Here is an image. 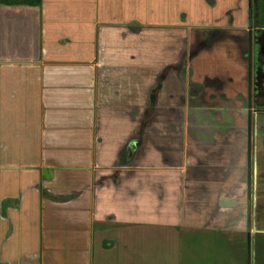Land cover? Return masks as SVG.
<instances>
[{"label":"crops","instance_id":"0c3cea01","mask_svg":"<svg viewBox=\"0 0 264 264\" xmlns=\"http://www.w3.org/2000/svg\"><path fill=\"white\" fill-rule=\"evenodd\" d=\"M248 1L0 3V264H180L183 230L221 228Z\"/></svg>","mask_w":264,"mask_h":264},{"label":"rangeland","instance_id":"374dc122","mask_svg":"<svg viewBox=\"0 0 264 264\" xmlns=\"http://www.w3.org/2000/svg\"><path fill=\"white\" fill-rule=\"evenodd\" d=\"M254 1L251 0L253 10ZM252 44L253 102L250 111L254 113L251 143L254 174L249 228L246 182L242 178L234 198L222 196L220 200L206 202L224 216L221 228L181 232L180 264H264V28L254 26V20ZM246 158L247 145L243 149V169ZM230 209L237 210L235 216H228Z\"/></svg>","mask_w":264,"mask_h":264},{"label":"water","instance_id":"95a60500","mask_svg":"<svg viewBox=\"0 0 264 264\" xmlns=\"http://www.w3.org/2000/svg\"><path fill=\"white\" fill-rule=\"evenodd\" d=\"M251 21H252V9L250 1H248L247 5V35H248V43H247V159H246V193H247V202H246V215H247V229L249 228V219H250V209H251V185L252 178L254 174V166H253V154L251 152V143H252V134H253V116L254 113H251V93H252V62H251ZM130 25H135V23H131ZM46 171H48L46 169ZM46 177V176H45Z\"/></svg>","mask_w":264,"mask_h":264},{"label":"trees","instance_id":"16d2710c","mask_svg":"<svg viewBox=\"0 0 264 264\" xmlns=\"http://www.w3.org/2000/svg\"><path fill=\"white\" fill-rule=\"evenodd\" d=\"M0 3L14 5V4H25L31 6H37L41 3V0H0ZM254 20L255 24L264 27V0L254 1ZM43 194L52 199H62L63 197L51 195L48 192Z\"/></svg>","mask_w":264,"mask_h":264},{"label":"flooded vegetation","instance_id":"af4514ba","mask_svg":"<svg viewBox=\"0 0 264 264\" xmlns=\"http://www.w3.org/2000/svg\"><path fill=\"white\" fill-rule=\"evenodd\" d=\"M250 1V4H251V0H249ZM251 9H252V21H251V45H252V47L254 46L253 44H252V35H253V20H254V17H253V14H254V10H253V6H252V4H251ZM246 17H247V14H246ZM246 25H247V23H246ZM254 26H256V27H260V28H264V27H261V26H258V25H256L255 24V20H254ZM262 34V33H261ZM247 40H248V35H247ZM248 43V42H247ZM251 62H252V50H251ZM247 159V158H246ZM246 218H247V215H246ZM249 221H250V219H249Z\"/></svg>","mask_w":264,"mask_h":264}]
</instances>
